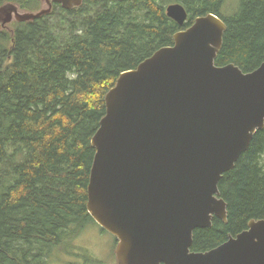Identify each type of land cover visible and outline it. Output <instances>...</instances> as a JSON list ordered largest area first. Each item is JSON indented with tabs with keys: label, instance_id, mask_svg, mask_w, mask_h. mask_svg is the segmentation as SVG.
Returning a JSON list of instances; mask_svg holds the SVG:
<instances>
[{
	"label": "trees",
	"instance_id": "16d2710c",
	"mask_svg": "<svg viewBox=\"0 0 264 264\" xmlns=\"http://www.w3.org/2000/svg\"><path fill=\"white\" fill-rule=\"evenodd\" d=\"M84 0L0 30V264H52L57 252L95 222L87 209L96 154L92 138L106 115L105 97L198 16L227 25L216 64L245 72L264 62V0ZM38 12L46 0H0ZM181 3L180 25L167 7ZM228 220L194 231L192 251H208L264 219V128L219 182ZM116 241L117 238L115 237Z\"/></svg>",
	"mask_w": 264,
	"mask_h": 264
},
{
	"label": "water",
	"instance_id": "95a60500",
	"mask_svg": "<svg viewBox=\"0 0 264 264\" xmlns=\"http://www.w3.org/2000/svg\"><path fill=\"white\" fill-rule=\"evenodd\" d=\"M83 1L46 0L38 12L4 4L0 30L49 13L54 2L71 9ZM166 10L180 25L188 19L181 3ZM226 30L218 15L198 16L106 94L87 209L117 238L119 264H264V219L192 251L196 229L228 220L219 182L264 128V62L250 72L217 65Z\"/></svg>",
	"mask_w": 264,
	"mask_h": 264
},
{
	"label": "rangeland",
	"instance_id": "374dc122",
	"mask_svg": "<svg viewBox=\"0 0 264 264\" xmlns=\"http://www.w3.org/2000/svg\"><path fill=\"white\" fill-rule=\"evenodd\" d=\"M234 8L235 1L229 0L228 11ZM75 245L79 249L73 250V253L58 251L52 264H119L115 252V236L96 222L85 225L75 239Z\"/></svg>",
	"mask_w": 264,
	"mask_h": 264
},
{
	"label": "flooded vegetation",
	"instance_id": "af4514ba",
	"mask_svg": "<svg viewBox=\"0 0 264 264\" xmlns=\"http://www.w3.org/2000/svg\"><path fill=\"white\" fill-rule=\"evenodd\" d=\"M117 244H118V241H116V246L115 247H117Z\"/></svg>",
	"mask_w": 264,
	"mask_h": 264
}]
</instances>
